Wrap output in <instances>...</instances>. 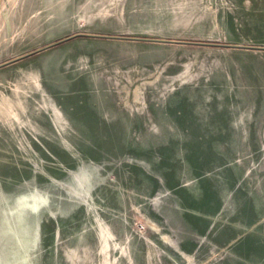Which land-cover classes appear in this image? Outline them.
<instances>
[{
    "label": "rangeland",
    "instance_id": "374dc122",
    "mask_svg": "<svg viewBox=\"0 0 264 264\" xmlns=\"http://www.w3.org/2000/svg\"><path fill=\"white\" fill-rule=\"evenodd\" d=\"M0 264H264V0H0Z\"/></svg>",
    "mask_w": 264,
    "mask_h": 264
},
{
    "label": "water",
    "instance_id": "95a60500",
    "mask_svg": "<svg viewBox=\"0 0 264 264\" xmlns=\"http://www.w3.org/2000/svg\"><path fill=\"white\" fill-rule=\"evenodd\" d=\"M78 35H83V34H76V35H73V36H70L66 39H63V40H60L58 42H55V43H52L38 51H41V50H44V49H47V48H50L56 44H59L67 39H70V38H73L75 36H78ZM85 35H89V36H103V37H111V38H120V39H131V40H142V41H156V42H165V43H173V42H177V43H187V42H184V41H174V40H169V39H153V38H140V37H118V36H104V35H94V34H85ZM218 45H222V44H218ZM25 56H21L13 61H18L22 58H24Z\"/></svg>",
    "mask_w": 264,
    "mask_h": 264
}]
</instances>
